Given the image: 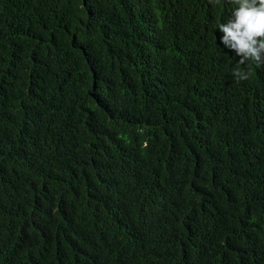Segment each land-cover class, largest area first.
Here are the masks:
<instances>
[{
	"label": "trees",
	"instance_id": "16d2710c",
	"mask_svg": "<svg viewBox=\"0 0 264 264\" xmlns=\"http://www.w3.org/2000/svg\"><path fill=\"white\" fill-rule=\"evenodd\" d=\"M231 11L0 0V264H264V67L223 52Z\"/></svg>",
	"mask_w": 264,
	"mask_h": 264
},
{
	"label": "clouds",
	"instance_id": "9594fccd",
	"mask_svg": "<svg viewBox=\"0 0 264 264\" xmlns=\"http://www.w3.org/2000/svg\"><path fill=\"white\" fill-rule=\"evenodd\" d=\"M209 4L221 5L223 0H208ZM232 6L231 15L219 26L220 46L226 55L239 57L241 65L254 62L264 67V0H227ZM221 48V47H220ZM239 80L249 79L247 72H236Z\"/></svg>",
	"mask_w": 264,
	"mask_h": 264
}]
</instances>
